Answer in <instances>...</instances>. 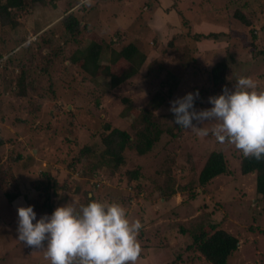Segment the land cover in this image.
<instances>
[{"label":"rangeland","instance_id":"374dc122","mask_svg":"<svg viewBox=\"0 0 264 264\" xmlns=\"http://www.w3.org/2000/svg\"><path fill=\"white\" fill-rule=\"evenodd\" d=\"M25 1L18 27L0 23V131L6 138L0 147V218L6 221L0 225V264H50L45 250L19 241L17 232V209L28 206L23 193L38 195L31 182L45 169L63 186L54 188V210L68 203L86 206L91 198L85 192L91 191L92 199L122 204L131 221L142 222L137 264H213L193 236L203 228L214 232V226L239 239L228 264H264V198L256 193V174L241 172L242 152L234 145L180 128L169 111L170 101L196 90V108H211L209 97L222 94L225 86L234 90L242 76L264 90V0H207L212 4L206 6L200 0H174L179 21L169 19L167 30L164 18L151 17L159 0ZM69 11L88 31L80 41L65 43L61 20ZM48 30L54 43L41 50L40 35ZM210 32L228 37H195ZM91 39L106 41L105 66L112 50L129 42L146 58L135 75L113 87L108 72L92 76L70 60ZM221 60L228 68L225 82L217 85L211 70ZM127 64L121 59L108 69L119 74ZM143 108L163 128L161 138L147 154L128 150L125 164L111 173L93 157L103 149L105 125L135 136L145 125ZM83 145L95 154L84 165L70 166ZM213 151L224 154L228 171L200 185L199 173ZM133 169L141 176L129 181L125 172ZM6 191L20 196L10 200ZM7 223H14L15 231Z\"/></svg>","mask_w":264,"mask_h":264},{"label":"clouds","instance_id":"9594fccd","mask_svg":"<svg viewBox=\"0 0 264 264\" xmlns=\"http://www.w3.org/2000/svg\"><path fill=\"white\" fill-rule=\"evenodd\" d=\"M198 99L196 90L170 101L173 123L232 144L246 158L264 160V90L253 78L242 76L234 90L225 86L222 94L209 97L211 108L198 110ZM209 122L211 129L204 127ZM17 211L19 241L45 250L50 264H137L143 251L139 240L143 224L131 221L119 203L96 199L86 206L68 203L39 220L34 206H19Z\"/></svg>","mask_w":264,"mask_h":264},{"label":"trees","instance_id":"16d2710c","mask_svg":"<svg viewBox=\"0 0 264 264\" xmlns=\"http://www.w3.org/2000/svg\"><path fill=\"white\" fill-rule=\"evenodd\" d=\"M86 1L87 0H84L83 2ZM34 2H46V0H34ZM200 2H204L205 6L212 4L207 0H200ZM26 3L25 0H3L0 2V23L3 26H10L13 29L18 27L20 23V14H22L20 12L27 8ZM192 6H196V3L193 1ZM119 8L123 10L122 7ZM100 15H102L101 11L98 16ZM235 15L242 18V16L237 13H235ZM61 21L64 25L62 36L64 37L65 43H68L69 41L74 42L75 40L80 41L82 36L88 31L86 22L72 11L67 12ZM52 33V30H48L45 34L43 33L40 35L43 44L41 45V50L44 46L51 49L55 40ZM195 37L197 39L205 37L207 39L225 40L228 36L221 32H210L208 34L198 33L195 34ZM106 47L107 44L105 40L98 41L91 39L88 45L76 49V51L70 56V60L74 64H80L81 67L92 76H98L100 72H108L104 75L107 76V74H109L110 85L114 87L135 75L146 58V54L140 50L138 44L129 42L120 50H112L109 64L105 66L102 62V56ZM121 59H125L128 62L127 67L122 69L119 74L111 73L109 69ZM227 68L228 64L226 60L218 61L212 66L211 79L214 84L218 85L225 82ZM140 110V114L143 115V118L141 119L145 122V125L142 129L136 130L135 136L127 130L111 128L108 123L105 125L106 131L108 132L101 135L103 145L101 152L98 154H95V152H87L86 150H89L90 147L83 145L84 147H81L77 154L78 157L76 156L77 159L72 161L70 166H74L81 161L84 165L85 161H87L86 159L91 155L90 153H93L95 154L93 157H96L98 161L102 162V165L107 167L111 173H115L123 164H125L126 153L128 150L135 149L139 155L149 153L154 145L160 140L163 128L158 122L152 119V112L150 109L143 108ZM5 143L6 138L0 131V147ZM2 170L3 169L0 165V181ZM45 170H43L44 173L39 176L38 180L31 182L33 187L38 191V195L32 198L24 195V198L28 206H34V211L36 213L51 215L54 212V188L63 186L58 185L57 178L53 177L49 171ZM89 170L90 168L85 172L86 177L92 174L89 173ZM225 171H228V166L224 154L221 151H213L209 154L204 167L199 173L198 182L200 185H204L210 179ZM241 172L243 174H256V193L260 198H264V160L258 161L255 158H246L242 154ZM125 173L128 175L129 181L138 180L141 176V171H139V169L127 170ZM52 188L54 190L50 193V189ZM89 192L91 191H86L85 193L87 197L92 200L94 193L90 196ZM172 192L175 193V191ZM5 194L10 200L20 196V192L11 193L10 191H6ZM214 227L212 230L214 232L211 233L204 228L198 229L193 236L194 244L198 246L206 259L213 264H228L229 256L238 249L239 239L237 236L224 229H216Z\"/></svg>","mask_w":264,"mask_h":264},{"label":"crops","instance_id":"0c3cea01","mask_svg":"<svg viewBox=\"0 0 264 264\" xmlns=\"http://www.w3.org/2000/svg\"><path fill=\"white\" fill-rule=\"evenodd\" d=\"M126 1H128V0H126ZM174 6H175L174 0H159L158 7L156 6V9L154 10V14H152L151 17H154V16L156 17V15H157L158 17L161 16L162 18H164L165 22L163 23V26L167 30L168 28L171 27V25L168 22L169 19L174 21L175 23L179 21V14H178V12ZM196 14L199 17L201 16L198 14V12ZM196 14H194V15H196ZM23 195H25V194L23 193ZM20 199H21V197H19L18 200H20ZM18 200H16V202H18ZM17 216H18V212H17ZM42 216H43V214L37 213V220H39ZM5 222L6 221L4 219L0 218V225L4 224ZM9 224L7 223V225H9L8 229L10 230V232L12 230L15 231L16 228L15 229L13 228L14 223H12V224L9 223Z\"/></svg>","mask_w":264,"mask_h":264}]
</instances>
